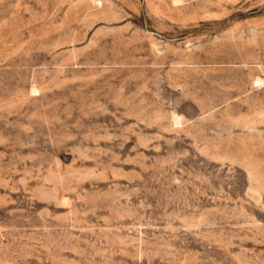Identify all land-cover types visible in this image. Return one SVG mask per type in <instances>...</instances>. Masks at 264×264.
I'll list each match as a JSON object with an SVG mask.
<instances>
[{
  "label": "rangeland",
  "instance_id": "obj_1",
  "mask_svg": "<svg viewBox=\"0 0 264 264\" xmlns=\"http://www.w3.org/2000/svg\"><path fill=\"white\" fill-rule=\"evenodd\" d=\"M0 264H264V0H0Z\"/></svg>",
  "mask_w": 264,
  "mask_h": 264
}]
</instances>
